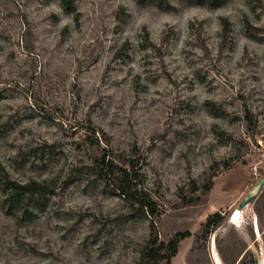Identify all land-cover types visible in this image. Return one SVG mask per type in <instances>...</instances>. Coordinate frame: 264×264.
I'll use <instances>...</instances> for the list:
<instances>
[{
    "label": "rangeland",
    "instance_id": "1",
    "mask_svg": "<svg viewBox=\"0 0 264 264\" xmlns=\"http://www.w3.org/2000/svg\"><path fill=\"white\" fill-rule=\"evenodd\" d=\"M73 2L0 0V160L54 188L30 217L0 188V264H138L151 217L84 168L89 124L139 148L159 238L191 232L161 264H264V187L237 210L264 176V0Z\"/></svg>",
    "mask_w": 264,
    "mask_h": 264
},
{
    "label": "trees",
    "instance_id": "2",
    "mask_svg": "<svg viewBox=\"0 0 264 264\" xmlns=\"http://www.w3.org/2000/svg\"><path fill=\"white\" fill-rule=\"evenodd\" d=\"M199 4L220 5L223 0H193ZM66 10L74 11L73 0H63ZM77 17V16H76ZM222 28L225 33L231 29V22L227 17H221ZM250 27V22H246ZM246 119L253 121V114L246 111ZM87 140L91 147L98 149L97 153L90 156V161L83 166L91 172L95 179L100 180L113 193L120 195L129 205V215H146L151 217L150 233L145 242L138 264H161L163 261L170 262L177 254L180 242L191 235L189 230L177 231L168 241L159 238L158 229L154 216L157 214L158 205L145 187V174L143 170V156L137 146L133 147L130 153L122 151L116 153L108 144L105 133L98 135V130L87 126ZM104 142V145H102ZM213 185L210 178L204 185L203 191L208 192ZM0 188L3 193L1 207L5 214L12 216L30 217L31 195L53 193L54 188L48 181L30 179L19 180L12 176L6 165L0 160ZM192 201V200H190ZM224 220V216L217 212L210 215L202 224L201 235L205 238ZM246 254V253H245ZM245 254L240 262L244 264Z\"/></svg>",
    "mask_w": 264,
    "mask_h": 264
},
{
    "label": "water",
    "instance_id": "3",
    "mask_svg": "<svg viewBox=\"0 0 264 264\" xmlns=\"http://www.w3.org/2000/svg\"><path fill=\"white\" fill-rule=\"evenodd\" d=\"M264 187V176L257 182L256 186L248 193V195L239 203L238 209L242 211L253 200L255 195Z\"/></svg>",
    "mask_w": 264,
    "mask_h": 264
},
{
    "label": "bare ground",
    "instance_id": "4",
    "mask_svg": "<svg viewBox=\"0 0 264 264\" xmlns=\"http://www.w3.org/2000/svg\"><path fill=\"white\" fill-rule=\"evenodd\" d=\"M238 211H240L238 208H237Z\"/></svg>",
    "mask_w": 264,
    "mask_h": 264
}]
</instances>
